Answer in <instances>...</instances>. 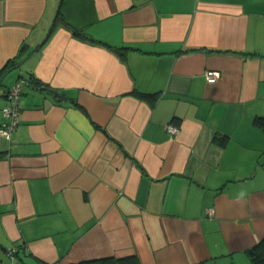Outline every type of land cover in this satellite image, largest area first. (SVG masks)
<instances>
[{"label": "crops", "instance_id": "crops-1", "mask_svg": "<svg viewBox=\"0 0 264 264\" xmlns=\"http://www.w3.org/2000/svg\"><path fill=\"white\" fill-rule=\"evenodd\" d=\"M19 53L0 122L19 78L60 94L28 81L0 138V264H253L264 0H0V71Z\"/></svg>", "mask_w": 264, "mask_h": 264}, {"label": "trees", "instance_id": "trees-1", "mask_svg": "<svg viewBox=\"0 0 264 264\" xmlns=\"http://www.w3.org/2000/svg\"><path fill=\"white\" fill-rule=\"evenodd\" d=\"M74 33L77 36L81 37V38L91 39V37L87 33H84L81 30L80 31L79 30H75ZM114 49L121 56L124 54L123 50H121L119 48H114ZM24 56L25 55H23L22 53H19V55L15 56L13 59L8 61L6 63V65L4 66V68H3V71H0V79H1L2 75H4V73L7 70H11V69L15 68L19 64V62H21L23 60ZM25 80H26V84L29 81V83L31 85L38 86L42 90H45L47 93L53 95V97H59L60 93L58 92V90H56L54 88H51V87H47L46 85L41 84L39 81L35 80L32 76H29V78H27ZM0 84H1V81H0ZM23 90H24V88H23ZM6 91H4L3 94H5ZM22 93H23V91H22ZM137 94L141 98L153 97V95H151L149 93H144V92H137ZM254 124L264 128V116H259V115L255 116L254 117ZM213 139H214V141L216 143L224 145L226 140H227V137L216 134V135H214ZM247 253H248L249 258L253 262V264H264V237L260 238L258 240V242L253 247H251L248 250ZM87 263L88 264H140L138 259H137V257L135 255H129V256H123V257H108V258L97 259V260H94V261H91V262H87ZM22 264H25V263H22Z\"/></svg>", "mask_w": 264, "mask_h": 264}, {"label": "built area", "instance_id": "built-area-1", "mask_svg": "<svg viewBox=\"0 0 264 264\" xmlns=\"http://www.w3.org/2000/svg\"><path fill=\"white\" fill-rule=\"evenodd\" d=\"M205 77L207 81L213 82L219 77V73L213 70L205 71ZM26 84L24 78L18 79L4 94L5 103L1 107V114L3 120L0 122V138L4 140H12L13 134L19 124L21 104L20 97L23 88ZM167 131L170 134H175L178 132L179 128L172 122L166 124ZM209 216L214 214L213 208H208L206 210Z\"/></svg>", "mask_w": 264, "mask_h": 264}, {"label": "water", "instance_id": "water-1", "mask_svg": "<svg viewBox=\"0 0 264 264\" xmlns=\"http://www.w3.org/2000/svg\"><path fill=\"white\" fill-rule=\"evenodd\" d=\"M20 63H21V62H19V64H18L17 66H19V65H20ZM17 66H16V67H17ZM3 77H4V75H3ZM6 251H7V250H6ZM8 252H10V251L8 250Z\"/></svg>", "mask_w": 264, "mask_h": 264}, {"label": "rangeland", "instance_id": "rangeland-1", "mask_svg": "<svg viewBox=\"0 0 264 264\" xmlns=\"http://www.w3.org/2000/svg\"><path fill=\"white\" fill-rule=\"evenodd\" d=\"M1 252V251H0Z\"/></svg>", "mask_w": 264, "mask_h": 264}]
</instances>
